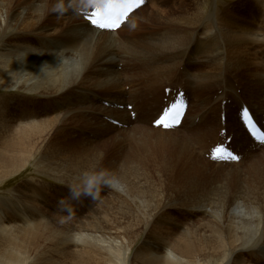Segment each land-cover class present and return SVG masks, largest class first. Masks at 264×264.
I'll return each instance as SVG.
<instances>
[{"label": "bare ground", "instance_id": "obj_1", "mask_svg": "<svg viewBox=\"0 0 264 264\" xmlns=\"http://www.w3.org/2000/svg\"><path fill=\"white\" fill-rule=\"evenodd\" d=\"M73 1L0 0V88L31 96L23 104L0 96V186L35 162L39 171L72 187L96 177L97 183L113 196L90 218L76 224L64 221L62 227H57L54 219L26 227L0 225V264H264V148L260 149L264 145L250 139L239 117L233 119L228 113L227 121L221 119L226 128L214 125L203 130L205 136L222 135L216 145L233 138L230 145L241 155V160L223 163L221 168L200 160L189 142L173 133L156 134L157 143L153 145L161 150L153 155L149 154L145 141L146 137H153L152 133L146 129L133 132L138 153L130 155L121 166L120 162H105L100 152L93 155L92 151L98 149L90 148V139L82 144L63 143L62 138H71L85 128L88 135L96 133L102 124L106 127L100 129L107 134L128 126V135L134 124L131 112L138 104L136 93L124 91L126 81L135 78L137 73L127 67L122 73L114 69L116 63V66L124 63L125 59L116 57V41L129 43L116 32L135 26L134 12L116 32L101 33L86 20L91 11L89 0ZM75 3L78 8L74 7ZM178 9L180 12L172 10L176 14H170L171 10L161 11L168 19L166 30L134 41L137 46L132 49L136 59L164 60L158 64L149 62L154 64L153 70L144 74L152 80L144 88L155 97L160 90L158 86L165 83L171 86L177 79L181 83L185 78L193 81L194 90L220 87L223 91L218 101L232 98L235 104L229 105L230 109L236 106L240 110L244 104L242 96L239 98L234 89H229L227 72L221 77L205 73L203 77L197 76L199 83L195 84L188 67L198 64L199 59L195 60L190 53L199 48L204 56L213 47H222L228 56L231 48L264 42V21L225 12L221 17L224 32L216 31L218 36L214 31L203 32L204 27L197 25L196 19L202 12L198 6L184 5ZM216 36L222 40L215 42ZM194 45L196 48H191ZM223 56L220 51L215 60L209 56L205 63L204 58L200 62L219 67L220 59L221 63L229 61ZM179 62L185 64L184 73L178 69ZM228 65L232 66L231 61ZM243 66V63L237 64L234 70L239 71ZM250 76L258 84L264 83V74L259 69ZM185 83H181L182 87ZM191 85L189 82L188 86ZM183 89L186 90H180ZM189 92L186 90V98ZM171 96L172 92L169 96L163 92V98L169 102L174 101ZM149 99L144 103L146 106ZM30 101L32 106L26 105ZM168 105L162 103L161 108ZM10 106L19 109L17 119L8 118ZM128 106H133L131 112ZM246 106L264 126V101L256 106L249 99ZM95 112L96 116L91 117ZM225 112L222 110L221 114ZM188 116L189 111L184 120ZM68 124H74L75 128L66 127ZM246 158L253 161L244 165ZM180 161H184L183 169L178 176L173 175L174 162ZM19 187L15 199H24L19 204L29 208L36 218L38 211L42 212L39 205L45 202L36 198L37 190L31 182ZM11 203L3 202L4 205ZM174 207L184 209L193 223L178 224L177 230L181 228V232L169 226L170 231H166ZM21 217L22 220L29 218L24 213ZM196 217H202V223L195 222ZM47 231L52 237L44 240L47 242L44 247L42 233Z\"/></svg>", "mask_w": 264, "mask_h": 264}, {"label": "rangeland", "instance_id": "obj_2", "mask_svg": "<svg viewBox=\"0 0 264 264\" xmlns=\"http://www.w3.org/2000/svg\"><path fill=\"white\" fill-rule=\"evenodd\" d=\"M91 1H90V3H91ZM72 3H74L73 0H72ZM184 5H188L190 8H194V7L198 6L202 12H201V15L196 19L197 25H200L201 29L204 27L202 29L203 32L214 31V33L218 36H219V34L216 33V31L217 32H219V31L224 32V30H222L224 25L222 23L223 19L221 17L225 12H233L235 15H237L243 19L253 18L255 21L257 19L258 20L260 19V21H264V0H149L144 5V8H142L140 10L138 8L136 11H134V16H135V18L137 17L135 26H131V27L126 28V29L123 28L120 31L116 32V33H118V36L122 38V40L124 38L128 39L127 41H129V43L125 42L126 40L121 41V42L119 40L116 41L115 46H114V50H115L114 53H115L116 57H118V58L124 57L125 59L122 60V62H124V63H118L117 66H116V64H117L116 63L114 66V69L119 71L120 73H122V70H124L127 67L128 70L134 69L133 72L137 73L134 76L135 78H133V79H132V77L129 78V81H126L127 85H124L126 87V88L124 87V91H127L129 93L132 92L134 94L136 93L138 95V99H137L138 104L135 106V111H134V113L132 112L133 118H131L132 121L134 122V124L132 125L133 127H130L131 130H130L129 134L127 135V133H126V131H128L127 130L128 126H126L125 128H117L118 129L117 132H111V133L107 134V133L103 132L104 130H101V129L106 127V124H102V125H100V127L97 124L98 131L96 133H92V134L90 133V135H88V134H86L85 130H87V129L85 128L83 131H80L81 133L76 132L75 135H72L71 138H69L70 136L69 137L66 136V137L62 138V140L64 141L63 142L64 144H66V143L68 144V142L82 144V143L87 142L90 139L89 145L92 146L90 148L98 149V150L92 151V153L94 152L95 154H97L100 152L102 154L101 156L105 162H109V161L115 162L116 161L118 163L120 162V166H121L122 164H124V162L127 161V158L134 156L136 153H138V148H137V144H136V136L134 137L133 134L137 133L139 129H146V130H149V132L152 133V135H153V137L148 136L145 138V141L148 143L149 154L154 155V154H157L161 150L159 147H155L153 145V144L157 143V141H155V138H156L155 136L157 133H161V134L162 133H173V134L177 135L180 139H183L186 143L189 142L190 147L195 151L197 157H200L199 158L200 160L208 163L211 166L220 167V165L223 164V163H218L219 164L218 165V164L212 163L209 161V158H208L209 149L218 143V140L222 137V135L219 134V137H217V138H213L214 135H211V134H208L207 136H205V134L203 135V130L207 129V127H209V126H214V125H215V128H218V127L220 128L221 127L220 125L223 126V124L221 123V116L219 117V113L221 115L222 110L224 112L226 111L225 112L226 121H227L228 113H229L228 116L231 118L233 117V119L236 118V116H238V114L234 115V113L236 111L238 112L239 108H237L236 106H233V109L232 110L230 109L232 107L230 105V102L233 99L230 98V99H228V101L222 99L223 101H221V100L218 101L219 97H221L219 95H221V93L223 91L220 87H213L212 88L210 86V88L206 87L204 89H201L200 91L194 90L195 86L193 85V81L191 82V81H188L187 79L184 78L183 82L184 83L187 82V83H185L186 85L187 84L189 85V82L192 83L191 86L184 85V87H183L189 91L191 89V92H189L190 95L188 94L189 95L188 100L190 103V110L188 108L189 116L186 117V119L184 120V123H183V125L185 127L181 128L179 130L175 129V130H171V131H163L161 129H155L150 124V121L153 117H154L153 118V120H154L155 117L158 116L164 109V107L161 108V104L165 103V101H166V99L163 98V92H166L165 88L166 87L167 88H176V87L181 88L178 86L181 85V83H183V82L180 83V81H182V80L177 79L176 84L178 86L176 84H172L171 86H169L170 84L168 85L166 83L163 86H158L160 88V90L157 91L156 95L154 94L155 97H151L153 95H149V92L146 90V88H144V86H147V84L150 83V81L148 82V80H152V79L150 78V76H148V74H144V73L146 72V73L150 74L151 70H153L154 64H149V62L153 61L156 64H158L164 60H162L160 58H156V59L145 60V61H147V62H145V61H142L143 59L138 60L135 58V56H133L134 51H133L132 47L137 46V44H135L134 41L143 39L144 37L147 38L151 35H155L156 33L163 32L164 30L167 29L166 20H168V19L164 18L166 15H165V13L162 14V12L171 10L170 14L171 13L176 14V12H174L172 10L177 9V11L180 12L178 7H182ZM73 6H74V4H73ZM74 7L78 8V5L76 4V6H74ZM160 17H162V19H160ZM77 20H81V18L78 17ZM77 20H76V22H78ZM198 20H199V22H198ZM99 32L102 33V31H99ZM103 33H105V32H103ZM108 33H110V32H108ZM220 40H222V38H218L217 36L214 39L215 42H219ZM254 43L255 42L248 43V44L244 43L242 46L235 47L234 49L231 48V49H229L230 51L228 50L230 52L228 56H227V52H225L222 47H220L221 49L219 47H213L211 53H208V51H207L205 53V55L208 56V54H209L210 58L213 56V58H214L213 60H215V58H216L215 55L217 53H219L220 51H222V54L225 55L221 58H227V57L229 58V61L225 60V61H223V63H221L222 59H220L218 61L220 63L219 67H218V65H212L210 67V66H208V64H203L209 59V56H208V58L205 55L203 56L201 51L198 50L199 48H196L195 45L192 46L191 48H193V49L196 48V49H195V51L190 53L191 57L193 56V58L195 60L199 59V60H197V62H199L198 64H196L195 66H189L188 67V69L190 68V72L193 76L195 84L199 83V80L196 79L197 76L203 77V75L205 73H211L212 75L217 74L218 77H221L225 74V72H227V78L230 76V83H229L230 87H229V89L230 88L234 89L233 91L235 92V94H237V96H239V98L242 96L241 100H242V102H244L245 106L247 105V102H249V99H252L254 105L255 104H256V106L259 105L262 100L264 101V95H263L264 94V89H263L264 83H262V85H261V84H258L256 81L254 82V78H253V80H251L252 76H250V73H252V72L254 73L256 70L259 69V71L264 74V61H263L264 60V42H259V43H255V44ZM241 47H243V48H241ZM122 48H124V49H122ZM130 52H132V53H130ZM133 57H134V59H133ZM203 58H204V60H203ZM230 58H232V60H230ZM202 60H203V63H201ZM230 61H231V65L234 68H232V66L228 65V63ZM240 63L244 64L243 68L242 67L239 68V71L234 70L235 65L240 64ZM128 64H129V66H127ZM130 64H131V66H130ZM256 64L258 65V69H257V67H255ZM146 66H148L149 68H147ZM120 69H121V71H120ZM178 69L181 73H184L185 64H182L181 62H179L178 63ZM128 70H127L126 74L129 73ZM155 70H156V67H155ZM128 82H129V84H128ZM126 83H124V84H126ZM181 86H183V85H181ZM261 86L263 88H261ZM189 87H190V89H189ZM220 89H221V91H220ZM20 92L21 91H19V90H15V91L10 90L9 91L5 88H0V96H4V97L8 98L10 101H13L16 99L17 101H19L20 103L23 104V103L27 102V99H29L28 97H31V96H28V95L21 96V94L23 92L22 93H20ZM252 92H254V94ZM7 93H13V94L10 95ZM131 94H129V95H131ZM21 97L24 100L20 99ZM149 97H150V99H149L150 102L146 106V104H144V103L147 100V98H149ZM153 99H155L157 102L153 103L152 102ZM199 101L200 102L202 101V103H200ZM221 103H222V107H221ZM231 104H233V105L235 104L234 100L231 102ZM26 105L32 106V101H30V104H26ZM8 109L9 110L6 113L8 115V118L9 119L10 118L17 119L18 118L17 116H19V109L16 108L15 106H10ZM12 110H13V112H12ZM128 110L132 111V106L128 107ZM14 112H16V113H14ZM96 113L97 112H95V115L93 114L91 117H95ZM103 113H105V112H103ZM44 117H46V119H48L52 116H44ZM136 117H137V119H135ZM102 119H103V117H102ZM90 121H89V123H90ZM105 121L107 122L106 119H105ZM152 122L153 121H151V123ZM217 122H219V123H217ZM81 126L82 125H80V127ZM66 127H68V128L74 127L75 128V125L74 124H68V125H66ZM223 127L226 128V123ZM82 128H84V127H82ZM220 132H221V130H220ZM153 133H155V134H153ZM83 135H85V136H83ZM81 136H83V137L81 138ZM150 138H153L154 140L148 141V139H150ZM119 139H121V141ZM140 139H142V138H140ZM220 142H222V141H220ZM40 147L41 146H39V148ZM80 147H84V145H81ZM263 148H264V146H261L260 149L262 150ZM94 153H93V155H94ZM83 154L84 153H80L79 156L81 157V156H83ZM249 160L253 161L250 158H246L244 160L245 162L243 161L244 165H248L247 162ZM101 165L105 166L103 163ZM183 165H184V161H180L178 163L174 162L173 175L178 176L183 169ZM244 165H242V166H244ZM243 168H246V167L244 166ZM213 177H214V174H213ZM26 182H31L32 187H34L37 190L36 198L39 201L45 202V205H39V207H41L42 212L38 211V215L36 214V212H34L36 214V218H35V215H33V213L30 212L29 208L19 204L20 201H22L24 199H22V200L21 199H19V200L15 199V197L18 195V191L20 190L19 186L24 185ZM3 185L0 186V225H7V226H15V224H16V226L26 227V226H29V225L35 224V223L39 224V222H42V221L46 222V223L49 221L52 222L54 219H57V221H55L57 227H59V226L62 227V223L64 221L71 223V224H76V222L90 218V216L96 210L100 209V207H102L104 204H106L107 203L106 201L108 199L112 198V196H113L110 194L109 191H107L108 189L103 188V187H101L100 184L96 183V185L93 187V193L95 196V198H94L93 195H88L85 193L86 184L80 185V186L78 185L77 187H72L68 183L57 181L50 174L43 173V172L39 171L36 168L35 162H32L29 165V167L21 173V175L15 177L13 179L8 180ZM74 192H79L80 195L74 196L73 195ZM4 201L5 202L12 201V203L10 205H4L3 204ZM13 202L15 203V205L13 204ZM18 208L21 209V213L18 212V210H19ZM12 209L14 212L12 211ZM23 213H24V216L28 215V217H29V218H27V220L24 219L25 221L22 220V217H21L23 215ZM186 213L187 212L184 209L178 210L177 207H174L173 209H171L172 216H170L171 220L169 217V220L167 221L166 228H168V229H166V231L168 232L171 229V230H175L176 232H181V228L179 229V231L177 230V228H178L177 226H179L180 224H181V226L182 225L183 226L184 225L185 226L192 225L193 224L192 220L189 219V216ZM39 214H41L42 216H39ZM173 216L176 219L172 220L174 218ZM201 219H202V217H196L194 219V221L202 223ZM9 223H10V225H9ZM168 226L171 228L169 229ZM45 234H46V236H45ZM42 235L44 236V239H43L44 245H42V246L45 247L47 242H45L44 240L50 239L52 237L51 236L52 234L50 233V231H47L45 233L43 232ZM77 245H78V242H77V244H75V246L78 247Z\"/></svg>", "mask_w": 264, "mask_h": 264}, {"label": "snow or ice", "instance_id": "obj_3", "mask_svg": "<svg viewBox=\"0 0 264 264\" xmlns=\"http://www.w3.org/2000/svg\"><path fill=\"white\" fill-rule=\"evenodd\" d=\"M128 2H138L142 4L144 0H109V11L106 13L98 12V14H93V17H90L91 24L100 29L115 30L121 23L120 10L123 8L124 4ZM178 115L179 113L177 112L176 116ZM244 115H248L247 110H245ZM161 125L166 128L169 127V125L164 123L163 120L158 122V126ZM262 142H264V140H262ZM228 158L236 161L240 159L238 156L231 153ZM213 159H224V157L213 155Z\"/></svg>", "mask_w": 264, "mask_h": 264}, {"label": "clouds", "instance_id": "obj_4", "mask_svg": "<svg viewBox=\"0 0 264 264\" xmlns=\"http://www.w3.org/2000/svg\"><path fill=\"white\" fill-rule=\"evenodd\" d=\"M97 182L98 181H97L96 177L89 178L86 181L85 193L88 194V195H93V197L95 198L94 193H93V187L96 185ZM73 195L74 196H79L80 193L79 192H74Z\"/></svg>", "mask_w": 264, "mask_h": 264}]
</instances>
